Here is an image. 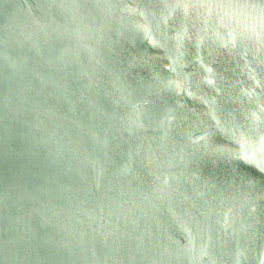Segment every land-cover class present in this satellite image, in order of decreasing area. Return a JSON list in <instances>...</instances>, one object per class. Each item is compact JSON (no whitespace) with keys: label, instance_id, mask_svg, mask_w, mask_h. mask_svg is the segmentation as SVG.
I'll return each instance as SVG.
<instances>
[{"label":"water","instance_id":"water-1","mask_svg":"<svg viewBox=\"0 0 264 264\" xmlns=\"http://www.w3.org/2000/svg\"><path fill=\"white\" fill-rule=\"evenodd\" d=\"M259 171L264 0H0V264H264Z\"/></svg>","mask_w":264,"mask_h":264},{"label":"snow or ice","instance_id":"snow-or-ice-1","mask_svg":"<svg viewBox=\"0 0 264 264\" xmlns=\"http://www.w3.org/2000/svg\"><path fill=\"white\" fill-rule=\"evenodd\" d=\"M257 178L259 179L261 186H264V171H259L255 176L251 178V180H256ZM245 179H249V178H245Z\"/></svg>","mask_w":264,"mask_h":264}]
</instances>
